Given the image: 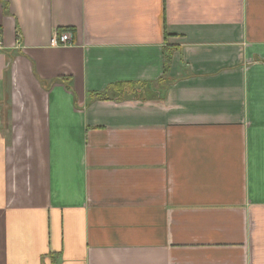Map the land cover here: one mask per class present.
<instances>
[{
  "label": "crops",
  "instance_id": "crops-1",
  "mask_svg": "<svg viewBox=\"0 0 264 264\" xmlns=\"http://www.w3.org/2000/svg\"><path fill=\"white\" fill-rule=\"evenodd\" d=\"M0 36V264H264V0H0Z\"/></svg>",
  "mask_w": 264,
  "mask_h": 264
},
{
  "label": "trees",
  "instance_id": "trees-1",
  "mask_svg": "<svg viewBox=\"0 0 264 264\" xmlns=\"http://www.w3.org/2000/svg\"><path fill=\"white\" fill-rule=\"evenodd\" d=\"M170 62H171L170 56L167 54L166 49H165V61H164L165 73L169 69ZM164 76H166V74L163 75L161 79H159V84H161L162 86L167 85V83L169 82L168 77H164ZM58 80L65 83L68 88L69 87L71 88L70 78H60ZM151 85L153 86V84L148 81H137V82L123 81V82L110 85L106 91L93 92L91 93V96L97 97V98L108 99L109 97L111 98V95H112L113 97H116L119 100H124L128 97H133V98L146 97L145 94L147 93L148 95L149 91L153 90ZM110 90L112 92L111 94H110ZM154 93L156 95H161L162 91H157V93L153 91V94ZM158 93H161V94H158Z\"/></svg>",
  "mask_w": 264,
  "mask_h": 264
},
{
  "label": "built area",
  "instance_id": "built-area-1",
  "mask_svg": "<svg viewBox=\"0 0 264 264\" xmlns=\"http://www.w3.org/2000/svg\"><path fill=\"white\" fill-rule=\"evenodd\" d=\"M72 42V34L69 30H64L59 33V35L55 36L52 40V44L55 46L60 45H69ZM3 41L0 36V47L2 46Z\"/></svg>",
  "mask_w": 264,
  "mask_h": 264
}]
</instances>
